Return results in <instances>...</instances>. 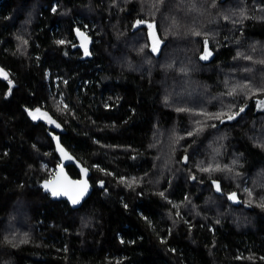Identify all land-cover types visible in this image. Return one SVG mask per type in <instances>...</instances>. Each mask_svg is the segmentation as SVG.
<instances>
[{
	"label": "trees",
	"instance_id": "1",
	"mask_svg": "<svg viewBox=\"0 0 264 264\" xmlns=\"http://www.w3.org/2000/svg\"><path fill=\"white\" fill-rule=\"evenodd\" d=\"M0 70V264H264V0H0Z\"/></svg>",
	"mask_w": 264,
	"mask_h": 264
},
{
	"label": "water",
	"instance_id": "2",
	"mask_svg": "<svg viewBox=\"0 0 264 264\" xmlns=\"http://www.w3.org/2000/svg\"><path fill=\"white\" fill-rule=\"evenodd\" d=\"M149 25H152V27L149 28ZM146 28H147L146 32H147L148 38L151 42V45L159 48L161 46V41L159 39V35H158L157 29L155 27V24L147 23ZM73 33H74V37H75V40L77 43L76 46L79 49H81L82 52H85V47L87 48V51H88V49L91 45V39L89 38V36L83 30H81L79 28H74ZM202 57H204L202 59L204 62L211 61L213 58V52L210 50L209 44L207 41H205V43L203 45ZM246 108H247V106H244L242 108L243 111L240 110L238 112V115H243L246 111ZM36 110L37 109L27 111V116L33 121H37V120L46 121V119L42 115L43 114L42 111L39 110V112H37ZM30 112L35 113L38 118L33 119L32 116L29 115ZM232 121H233V119H229L228 117L223 118L220 120L218 127H221L223 124L231 123ZM50 136H51L52 143L54 145V152L58 158L59 163L55 168V173L53 174V176L50 179L43 180L39 184V187L42 190V193L48 195L52 201H65L72 210L79 209L82 206V204L89 198V196L91 195L92 190H93V187H92L90 180H89L91 172L89 171L88 168L82 166L79 162L74 160V158L72 157L70 152L61 144V142L59 141V139L56 136H54L53 134H50ZM60 149H63V154L60 151ZM69 157H70V159H69ZM69 165L75 166V168L77 169V171L79 173L78 178H73L68 174L67 166H69ZM68 181L86 182L87 190L84 191L83 194L81 195L79 192V188H81L83 186V184H81V185H75V184L68 185L67 184ZM46 184H47V189L45 187ZM62 185L69 189L67 195L61 194V195L54 196L52 194V191L49 190L52 188H56L59 191V190H61ZM69 196H72L73 199L78 198V202L73 203L72 199H69Z\"/></svg>",
	"mask_w": 264,
	"mask_h": 264
},
{
	"label": "snow or ice",
	"instance_id": "3",
	"mask_svg": "<svg viewBox=\"0 0 264 264\" xmlns=\"http://www.w3.org/2000/svg\"><path fill=\"white\" fill-rule=\"evenodd\" d=\"M53 10H55V9H53ZM138 23H140L139 21H138ZM152 27V25H149V28H151ZM198 34V33H197ZM62 43V42H61ZM156 50V48L154 47L153 48V51H155ZM85 54H87V48L85 47ZM204 57H202V59H203ZM0 76H3V78L4 79H7V74L6 73H4L2 70H0ZM9 84H11V81H9ZM37 112H39V109H37L36 110ZM241 111H243V109H241ZM29 115H31L32 116V118L33 119H37L38 117H37V115L35 114V113H29ZM218 118V117H217ZM229 119H232L233 117L232 116H229L228 117ZM57 127H59V125H57ZM60 151L62 152V154H63V149H60ZM66 155V154H65ZM69 159H70V157H69ZM205 170H207V169H205ZM67 184L68 185H73V184H75V185H81V184H83V186L81 187V188H79V192H80V194L82 195L83 194V192L84 191H86L87 190V185H86V182H81V181H76V182H71V181H68L67 182ZM45 187H46V189H47V184L45 185ZM49 190H51L52 191V194L54 195V196H56V195H61V194H65V195H67L68 194V188L67 187H65V186H61V190H57L56 188H52V189H49ZM217 190L219 191V186L217 185ZM161 195H163V193H161ZM249 195H251V193H249ZM230 199H234L235 198V194H233L232 196H230L229 197ZM69 199H72V202L73 203H77L78 202V198L77 199H73L72 198V196H69Z\"/></svg>",
	"mask_w": 264,
	"mask_h": 264
},
{
	"label": "rangeland",
	"instance_id": "4",
	"mask_svg": "<svg viewBox=\"0 0 264 264\" xmlns=\"http://www.w3.org/2000/svg\"><path fill=\"white\" fill-rule=\"evenodd\" d=\"M255 108H256L257 110H262V109H264V98L261 99V100H258V101L255 103ZM54 173H55V169H54L53 174H54ZM53 174H52V176H53ZM233 200H235V199H233Z\"/></svg>",
	"mask_w": 264,
	"mask_h": 264
}]
</instances>
